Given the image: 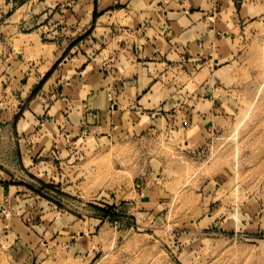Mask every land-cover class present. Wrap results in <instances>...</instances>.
Masks as SVG:
<instances>
[{
	"label": "crops",
	"instance_id": "1",
	"mask_svg": "<svg viewBox=\"0 0 264 264\" xmlns=\"http://www.w3.org/2000/svg\"><path fill=\"white\" fill-rule=\"evenodd\" d=\"M262 29L264 0H0V225L46 217L24 178L76 188L75 154L167 130L180 155L196 149L224 118L202 83L186 93L185 68L229 61ZM164 171L122 179L116 199L155 191Z\"/></svg>",
	"mask_w": 264,
	"mask_h": 264
},
{
	"label": "rangeland",
	"instance_id": "2",
	"mask_svg": "<svg viewBox=\"0 0 264 264\" xmlns=\"http://www.w3.org/2000/svg\"><path fill=\"white\" fill-rule=\"evenodd\" d=\"M240 34L229 61L180 78L221 103L196 149L180 155L167 130L75 154L76 188L24 178L48 214L6 217L0 264H264V30ZM152 167L171 181L116 199L122 179Z\"/></svg>",
	"mask_w": 264,
	"mask_h": 264
},
{
	"label": "built area",
	"instance_id": "3",
	"mask_svg": "<svg viewBox=\"0 0 264 264\" xmlns=\"http://www.w3.org/2000/svg\"><path fill=\"white\" fill-rule=\"evenodd\" d=\"M5 91H6V89H5ZM7 93V92H6Z\"/></svg>",
	"mask_w": 264,
	"mask_h": 264
}]
</instances>
